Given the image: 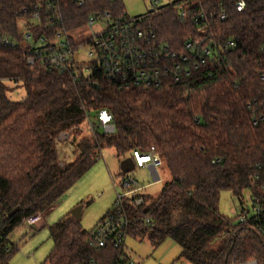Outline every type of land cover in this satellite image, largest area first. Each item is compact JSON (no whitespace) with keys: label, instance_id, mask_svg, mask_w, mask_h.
<instances>
[{"label":"trees","instance_id":"1","mask_svg":"<svg viewBox=\"0 0 264 264\" xmlns=\"http://www.w3.org/2000/svg\"><path fill=\"white\" fill-rule=\"evenodd\" d=\"M199 1L185 4L183 18L176 2L144 16L141 26L153 29L159 43L178 52L188 40L199 43L213 35L221 64L210 60L182 82L168 79L158 88L118 90L102 73L63 74L39 62L29 64L31 46L25 35L31 33L36 45L41 37L53 43L62 32L75 51L80 45L71 33L96 14L128 19L121 1L0 0V36L12 43L0 45L4 235L24 219L53 209L103 150L114 149L120 164L135 151L154 147L171 180L150 204L145 200L136 207L133 200L126 201L129 237L147 241L153 249L172 240L180 247L178 260L188 264H264V240L251 225L239 224V216L227 218L219 212L222 192L240 198L246 190L258 191L264 180L258 169L264 164V121L254 126L248 107L264 111V0H245L243 12L236 9L238 0ZM36 12L40 21L33 17ZM202 13L205 18L196 25L195 17ZM6 82L20 83L25 98L11 100ZM102 110L113 115L114 133H105L97 123ZM85 124L92 125L90 136L72 140L76 160L63 164L59 138L78 137ZM258 175L263 177L260 182ZM51 233L54 247L45 264H125L130 259L118 261L112 245L92 248L91 231L73 217L61 219ZM15 251L11 247L4 252V264Z\"/></svg>","mask_w":264,"mask_h":264},{"label":"built area","instance_id":"2","mask_svg":"<svg viewBox=\"0 0 264 264\" xmlns=\"http://www.w3.org/2000/svg\"><path fill=\"white\" fill-rule=\"evenodd\" d=\"M191 2L199 3L200 1L182 0L180 5H189ZM245 7V0H238L237 11L243 12ZM24 12L27 11L24 10ZM180 15L182 18L184 17L182 10H180ZM33 17L35 21H40L39 12H36ZM204 18L205 13H202L195 17L194 23L199 25ZM221 19H225V14L221 15ZM143 21L144 17L114 19L110 13L93 16L87 26L91 28H95L97 24L102 26L87 42L91 48L89 62H78L74 59L73 56L79 49L73 51L68 37L62 32L57 34L55 42L52 43L49 39L41 37L36 45L33 42L32 34L27 32L25 40L31 46L27 62L31 65L39 62L42 67L63 74L78 73L79 70L84 75H90L93 72L102 73L118 90L158 88L168 79L182 82L196 75L210 60L221 64L220 47L213 41V35H207L199 43L188 40L184 45L183 52H178L159 43L153 29L141 26ZM228 44L229 46L234 45L233 43ZM0 45L10 46L12 43L0 36ZM262 52L264 53V46ZM260 79L264 83V73ZM254 105L258 106L257 102ZM248 107L253 111V125H260L264 121V111L253 109L251 105ZM113 122L114 117L110 112L106 110L99 112L97 123L103 127L105 133L115 132ZM132 159L135 169L149 173L151 182L147 186H140L134 179L124 178L121 184L122 191L117 192L113 209L91 231L89 239V245L97 250L112 245L117 250L118 261L125 256L130 257L126 251L130 226V221L125 213L126 201L133 200L136 207L144 205L145 198L141 192L145 187H151L161 182L158 171L163 167V162L154 147L146 153L135 151ZM217 162L214 161V163ZM258 169L264 172V164L259 165ZM262 176L264 177V174ZM262 176L258 175L256 179L260 182ZM251 193V207L245 206L241 209L238 222L241 225H251L255 233L264 240V180L261 188L258 191H251ZM49 212L30 216L24 219L22 224L33 228L44 223ZM8 237L0 228V264H4L2 261L4 252L7 253L11 250L8 245ZM125 264L135 263L130 257ZM239 264L259 263L256 260H250Z\"/></svg>","mask_w":264,"mask_h":264},{"label":"rangeland","instance_id":"3","mask_svg":"<svg viewBox=\"0 0 264 264\" xmlns=\"http://www.w3.org/2000/svg\"><path fill=\"white\" fill-rule=\"evenodd\" d=\"M119 1L123 3L124 16L132 19L148 16L164 6L182 0ZM176 7L178 10L184 9L182 5H176ZM20 25L24 28L26 23L20 20ZM101 26V24H97L95 28L85 26L71 33L74 42L80 45L79 50L73 56L76 61L89 62L91 60L89 56L91 48L87 42ZM6 85L9 89L7 96L11 100L21 101L25 98L26 92L20 87V83L6 82ZM89 129V125L85 124L81 127V134L78 137H74L73 134H64L59 138L58 149L63 164H70L76 160L73 154L75 148L71 145L72 140L76 138L77 141H80L89 137ZM126 177L134 179L140 186H147L151 182L149 173L141 169H135L128 174L121 173L114 149L103 150L94 166L49 212L46 223H41L33 228L22 224L10 233L8 245L15 247L16 251L12 254L9 264H45L54 247L51 228L61 219L72 216V213L78 208L81 209L80 224L83 229L88 232L94 230L106 214L113 209L117 192L122 191L121 184ZM159 177L160 183L145 187L141 192L146 204L156 200L162 187L171 180L169 172L164 167L159 169ZM251 196L252 193L249 190L244 191L241 199L235 197L231 192H222L219 202L220 214L227 218L239 216L243 207H251ZM126 251L135 264H188L183 260H178L180 247L172 240H167L157 249H153L147 241L128 237Z\"/></svg>","mask_w":264,"mask_h":264},{"label":"water","instance_id":"4","mask_svg":"<svg viewBox=\"0 0 264 264\" xmlns=\"http://www.w3.org/2000/svg\"><path fill=\"white\" fill-rule=\"evenodd\" d=\"M120 170L123 174H128L131 173L132 171L135 170V164L132 158H127L123 161L120 162ZM80 208L76 209L73 213H72V217L75 218L77 221L81 220V214H80ZM16 211H13L11 213V216L15 213Z\"/></svg>","mask_w":264,"mask_h":264},{"label":"crops","instance_id":"5","mask_svg":"<svg viewBox=\"0 0 264 264\" xmlns=\"http://www.w3.org/2000/svg\"><path fill=\"white\" fill-rule=\"evenodd\" d=\"M158 174H159V171H158ZM70 217H72V216H70ZM48 218V217H47ZM65 218H68V217H65ZM64 219V218H63ZM47 221V220H46ZM46 221L44 222V223H46ZM55 226V225H54Z\"/></svg>","mask_w":264,"mask_h":264}]
</instances>
